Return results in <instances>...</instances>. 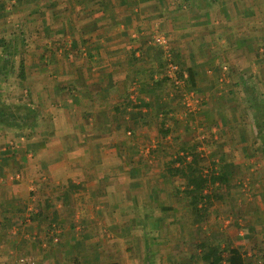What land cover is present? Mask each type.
Segmentation results:
<instances>
[{"label": "crops", "instance_id": "0c3cea01", "mask_svg": "<svg viewBox=\"0 0 264 264\" xmlns=\"http://www.w3.org/2000/svg\"><path fill=\"white\" fill-rule=\"evenodd\" d=\"M22 53L36 117L0 125V264H264V0H0V65ZM194 154L225 176L198 221L169 174Z\"/></svg>", "mask_w": 264, "mask_h": 264}, {"label": "trees", "instance_id": "16d2710c", "mask_svg": "<svg viewBox=\"0 0 264 264\" xmlns=\"http://www.w3.org/2000/svg\"><path fill=\"white\" fill-rule=\"evenodd\" d=\"M15 54H9L7 58H5L3 61V64L0 65V74L4 72V75L11 71V68H14V61L13 58L15 57ZM23 56V53L20 55ZM5 65V66H4ZM19 71L17 73V77L19 80V84H23L26 79V71H25V59L21 57L19 60ZM180 72V71H179ZM9 73V74H10ZM179 78L182 79V76L180 73ZM166 80H169L167 76L164 78ZM193 72L190 71L189 75V83L193 84ZM147 90V88H144ZM144 91V90H143ZM148 91V90H147ZM34 112L30 109H15L14 107L7 105L0 96V125L5 127H23L25 128L27 124H29V121L34 119L36 115L33 114ZM29 115V116H27ZM164 131V129H163ZM167 131H164V135L167 136ZM193 159L189 163H185L186 157L184 158H178L179 166L175 167V165L170 169L169 174L180 176L181 179L184 180L183 188L179 189L178 192H186L187 194H193V205L196 212V218L195 220H202L204 218L203 215H201L202 211L207 210V206H205L206 203H204V196L203 192L205 190L206 184L210 181L213 184H216L217 182H223L225 179V176H220L216 174H210L205 173L202 163L205 162L204 159L199 158L197 154L193 155ZM204 160V162H203ZM210 202V201H209ZM208 202V203H209ZM201 205V207H199ZM224 252L227 254V256H224ZM205 259L210 264H224L225 262L227 264H246L245 263V257L240 249L237 248H228L226 250H221L218 247H210L208 251L206 252Z\"/></svg>", "mask_w": 264, "mask_h": 264}, {"label": "rangeland", "instance_id": "374dc122", "mask_svg": "<svg viewBox=\"0 0 264 264\" xmlns=\"http://www.w3.org/2000/svg\"><path fill=\"white\" fill-rule=\"evenodd\" d=\"M17 32L19 34H21V32H22V26L21 25L20 26H17V28L15 30V33H17ZM17 42H18L19 45H23V46L25 45V40H22V38L20 39V41L18 40ZM38 42H40V41H38ZM21 57L24 58V56H15L13 58L15 71H12L11 72L10 79L8 81H6V83H11L13 86H8L7 84H4L3 81H2V84H0V96H1V99L7 105H10V106H12L14 108L16 106L18 107L19 104H21V105H22V103L24 104V99L26 98V90H25V87L19 86V80H18V78H16V75H17V73L19 71L18 64H19V60L21 59ZM195 135H196V137L193 138L194 140L192 139L193 141L188 142L189 145H193L192 143L198 142L196 140L197 134L195 133ZM2 136H3L4 139H5V137H8L7 134H5V132H3L1 130L0 131V137H2ZM13 138H14L13 136H12V138L10 137V140H11L10 143L13 142V141L16 143L15 139H13ZM7 140H9V139L7 138ZM150 140H152V138ZM10 143L8 142V145H10ZM148 143L149 142L147 141L146 144H148ZM3 145L1 146L2 148H7L8 149L9 146L6 147L7 142L5 143V146H3ZM217 145H219L217 142H215V141L212 142V140L210 139L208 143L206 142V146L203 147L201 151H209L210 149L213 150V149H215V147H217ZM163 147H166V145L164 144ZM207 147H209V148H207ZM1 158H2V156L0 157V159ZM177 185L178 186H177V189L176 190L178 191L179 189H182L183 188V185L184 184L178 182ZM209 192H211V195H213V196L216 197L217 195H219L221 193V188L220 187H218V188L217 187H210L209 188ZM213 220L216 222V219H214V217H213Z\"/></svg>", "mask_w": 264, "mask_h": 264}, {"label": "built area", "instance_id": "2783aa9c", "mask_svg": "<svg viewBox=\"0 0 264 264\" xmlns=\"http://www.w3.org/2000/svg\"><path fill=\"white\" fill-rule=\"evenodd\" d=\"M153 45L161 47L165 52L167 72L166 76L176 86H182V81L179 78V65L171 53V46L169 39L160 34H156L152 40ZM187 106H191L192 100L190 96H187ZM19 264H35V261L30 257L21 258Z\"/></svg>", "mask_w": 264, "mask_h": 264}]
</instances>
